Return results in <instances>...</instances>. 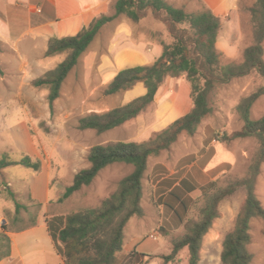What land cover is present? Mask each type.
<instances>
[{
    "label": "rangeland",
    "instance_id": "1",
    "mask_svg": "<svg viewBox=\"0 0 264 264\" xmlns=\"http://www.w3.org/2000/svg\"><path fill=\"white\" fill-rule=\"evenodd\" d=\"M16 1V5L7 2V10L1 6L0 11V66L4 72L0 78V158L7 156L11 161H20L28 155L17 146L22 134L27 133L33 143V153L40 158L28 156L58 168L60 178L53 177L51 197L55 199L43 206L34 202L29 192V181L36 172L20 165L0 172L1 260L8 258L10 233L31 226L41 217L99 207L133 171L131 165L124 163L111 165L91 186L60 201L75 175L89 168L88 154L93 147L110 142H147L189 113L193 105L186 77L167 79L155 102L136 119L101 135L91 130L80 131L78 121L81 118L107 112L143 96L140 92L143 89L146 93L143 83L131 91L112 96L105 95L104 90L119 72L152 65L162 53V43L172 44L174 37L168 25L151 11L138 23L125 16L116 18L99 32L81 56L51 111L48 90L33 86L34 80L56 68L66 57V54L46 57L49 40L74 36L94 18L113 15L118 0H58L57 14L50 19L45 18L46 6H41L39 0ZM167 2L187 13L199 9L197 0ZM250 4L249 0L248 6ZM252 43L247 13L242 20L239 14L238 19H223L217 48L223 53L224 62H242L244 51ZM261 85V79L253 75L220 88L215 112L202 122L196 134L192 137L182 134L170 150L150 158L143 179L145 215L133 217L126 227L120 254L122 264H128L132 251L152 257L143 258L144 264H189L187 248L174 261L166 262L163 257L171 254L172 238L184 233V223L197 217V206L191 208L182 223L174 211L159 201L158 183L164 177L187 178L197 186L190 196L198 202L202 197L201 188L206 184L216 180L224 183L229 175L244 177L258 144L254 138H234L243 128L235 108L242 98ZM263 115L264 96L254 105L251 118L258 120ZM245 196V191L240 189L222 201L220 215L204 240L200 264H223L220 259L222 244L235 226ZM257 196L264 207V164ZM16 204L22 207L19 214H16ZM251 235L252 264H264V221H252ZM40 254L47 262L38 264L58 260L55 254L51 258L48 251L42 250Z\"/></svg>",
    "mask_w": 264,
    "mask_h": 264
},
{
    "label": "trees",
    "instance_id": "2",
    "mask_svg": "<svg viewBox=\"0 0 264 264\" xmlns=\"http://www.w3.org/2000/svg\"><path fill=\"white\" fill-rule=\"evenodd\" d=\"M248 1L239 0L237 4L241 20L243 14L249 16L253 38L240 63L224 62V55L217 48L223 18L216 16L202 0H197L199 9L192 13L174 8L167 0H118L113 15L94 18L74 36L49 40L46 57L63 54L66 57L56 68L34 80L33 86L48 90V103L53 111L65 80L78 65L81 56L99 32L116 18L125 16L138 23L151 11L168 25L174 37L172 44L162 43V53L152 65L119 72L104 90L105 95L112 96L131 91L137 84L143 83L146 94L121 107L81 118L78 121L80 131L91 130L101 135L136 119L155 102L167 79L185 76L190 83L193 103L189 113L174 121L154 139L142 143L110 142L90 150L89 168L75 175L60 201L91 186L99 174L111 165L124 163L131 165L133 171L119 182L116 190L99 207L83 208L47 220L57 254L65 264H122L120 254L124 248L126 227L133 217L145 215L142 206L143 179L150 158L170 150L182 134L194 136L202 122L215 112L220 88L234 80L256 75L262 85L242 98L235 108L243 128L234 134V138L250 137L258 144L245 176L236 178L229 175L224 183L216 180L206 184L201 188L202 197L198 202L190 196L197 186L187 178L164 177L158 183L159 201L174 211L182 223L191 208L197 206V217L184 223L185 231L181 236L172 238L171 254L163 257L166 262L174 261L187 248L189 264H200L204 240L220 215L222 201L243 189L245 201L233 230L224 238L220 259L223 264H252L253 255L249 250L252 244L251 223L254 219L264 221V207L257 196L258 179L264 164V115L258 120L251 118L254 105L264 96V0H250L249 6ZM3 74L0 66V78ZM17 165L36 173L42 167L40 160L28 155L20 161H11L7 156L0 158V172ZM10 195L14 197L12 193ZM21 208L16 204V214ZM36 225L37 220L17 232ZM4 230L9 231L8 228ZM8 241L7 257L11 250V242ZM143 258L152 257L132 251L127 262L144 264Z\"/></svg>",
    "mask_w": 264,
    "mask_h": 264
},
{
    "label": "crops",
    "instance_id": "3",
    "mask_svg": "<svg viewBox=\"0 0 264 264\" xmlns=\"http://www.w3.org/2000/svg\"><path fill=\"white\" fill-rule=\"evenodd\" d=\"M39 1L42 2L41 6H46L45 13L47 14L44 15L46 19H50V16H54L55 14H57L58 0ZM202 1L214 12L216 16L222 17L223 19H238L237 4L239 0ZM7 2L14 5L17 4L16 0H0L1 12V6H3L4 9L6 8L7 10ZM51 2L53 3V5ZM41 6L40 9H42ZM80 30H78V32ZM140 92L143 96L146 94L143 93V89H140ZM17 146L24 153L34 156L36 158H40L39 156H36L33 153V143L31 137L27 135V133L22 134V140L17 143ZM41 162V170L37 172L35 176H33L29 181V192L34 202L39 203L43 206H47L55 199L51 197V191L53 189V177L60 178V171L58 168L47 166L45 162H43V160ZM53 172L55 174H53ZM55 215L57 214L39 218L37 220V225L26 231L10 233V256L1 260L0 264H38L41 261L47 262V258L41 257L40 252L42 250L51 253V258H53V254L58 257L57 261L55 259H51V262L49 264H65L62 258L57 254L53 240L49 234V229L47 225V220Z\"/></svg>",
    "mask_w": 264,
    "mask_h": 264
}]
</instances>
